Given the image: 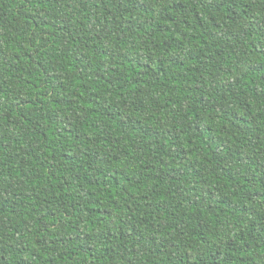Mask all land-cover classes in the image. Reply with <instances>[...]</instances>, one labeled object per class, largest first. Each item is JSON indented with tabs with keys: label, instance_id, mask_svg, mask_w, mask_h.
I'll use <instances>...</instances> for the list:
<instances>
[{
	"label": "trees",
	"instance_id": "1",
	"mask_svg": "<svg viewBox=\"0 0 264 264\" xmlns=\"http://www.w3.org/2000/svg\"><path fill=\"white\" fill-rule=\"evenodd\" d=\"M0 264H264V0H0Z\"/></svg>",
	"mask_w": 264,
	"mask_h": 264
}]
</instances>
